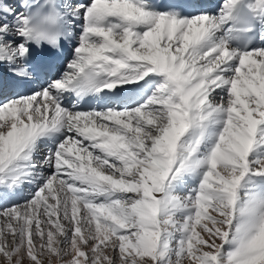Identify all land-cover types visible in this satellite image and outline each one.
I'll return each instance as SVG.
<instances>
[{"label":"snow or ice","instance_id":"6c2138e0","mask_svg":"<svg viewBox=\"0 0 264 264\" xmlns=\"http://www.w3.org/2000/svg\"><path fill=\"white\" fill-rule=\"evenodd\" d=\"M0 264H264V0H0Z\"/></svg>","mask_w":264,"mask_h":264},{"label":"bare ground","instance_id":"6f19581e","mask_svg":"<svg viewBox=\"0 0 264 264\" xmlns=\"http://www.w3.org/2000/svg\"><path fill=\"white\" fill-rule=\"evenodd\" d=\"M212 2H213V3H216V2H217V0H212Z\"/></svg>","mask_w":264,"mask_h":264}]
</instances>
